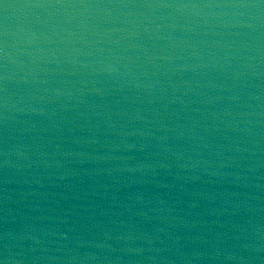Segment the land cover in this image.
<instances>
[{
  "label": "clouds",
  "instance_id": "obj_1",
  "mask_svg": "<svg viewBox=\"0 0 264 264\" xmlns=\"http://www.w3.org/2000/svg\"><path fill=\"white\" fill-rule=\"evenodd\" d=\"M0 264H264V0H0Z\"/></svg>",
  "mask_w": 264,
  "mask_h": 264
}]
</instances>
